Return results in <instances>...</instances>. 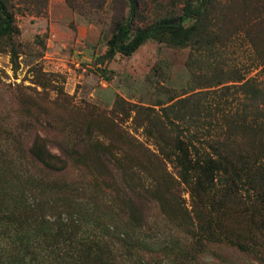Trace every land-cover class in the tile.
Listing matches in <instances>:
<instances>
[{
  "label": "rangeland",
  "instance_id": "374dc122",
  "mask_svg": "<svg viewBox=\"0 0 264 264\" xmlns=\"http://www.w3.org/2000/svg\"><path fill=\"white\" fill-rule=\"evenodd\" d=\"M219 1L224 5L228 0ZM229 1L238 34L221 50L223 67L263 84V66H257L259 54L250 41L264 53V0ZM9 2L20 35L14 48L0 41V135L22 134L26 149L36 135L42 137L50 154L67 161L63 179L89 186L77 193L79 209H97L96 216H104L112 201H120L124 220L113 230L128 231L127 225L135 233V245H141L132 250L133 258L127 250L113 248L120 264H181L179 255L168 256L167 251L179 244L188 249L183 243L191 224L186 212L192 216L194 200L177 170L161 156L149 133L148 115L161 117L170 99L197 86L193 75L200 73L188 65L194 49L188 43L151 39L131 56L118 52L105 58L117 24L130 17L126 0ZM140 2L130 37L158 19L179 21L185 7L174 0ZM190 26V20L181 25ZM79 154H85V165L79 164ZM153 192L163 195V207ZM77 211L75 219L86 227L89 217ZM134 213L140 217L137 226L127 219ZM230 223L235 232L243 224L238 217ZM189 252L190 264H264L227 245Z\"/></svg>",
  "mask_w": 264,
  "mask_h": 264
},
{
  "label": "trees",
  "instance_id": "16d2710c",
  "mask_svg": "<svg viewBox=\"0 0 264 264\" xmlns=\"http://www.w3.org/2000/svg\"><path fill=\"white\" fill-rule=\"evenodd\" d=\"M174 1L185 4L179 21L158 19L130 37L141 2L126 0L130 17L117 24L105 56H131L151 39L188 43L194 49L188 65L200 73L193 75L197 86L184 93L186 97L170 99L161 117L148 115L149 133L160 145L161 156L177 170L194 200L192 216L185 211L191 222L183 241L188 249L179 244L178 249L168 248V256L179 255L181 264H190L189 249L203 253L210 246L227 245L263 263L264 82L223 67L221 50L238 34L231 1ZM188 20L189 32L176 41L174 30ZM19 35L9 0H0V41L14 48ZM250 42L259 54L257 66L264 71L262 47ZM10 52L15 62V49ZM25 142L22 134L0 135V264H120L117 251L112 255L118 246L133 258L132 250L141 247L133 242L135 233L127 225L128 231L113 230L124 220L120 201H112L104 216H96L97 209H79L77 193L89 191V186L63 179L67 161L50 154L42 137L36 135L29 149L23 148ZM64 157L69 158L67 153ZM78 160L85 165V154ZM162 196L154 197L163 207ZM76 210L89 217L86 227L75 219ZM128 217L137 226L140 217ZM231 217L242 219L238 232L233 231Z\"/></svg>",
  "mask_w": 264,
  "mask_h": 264
},
{
  "label": "water",
  "instance_id": "95a60500",
  "mask_svg": "<svg viewBox=\"0 0 264 264\" xmlns=\"http://www.w3.org/2000/svg\"><path fill=\"white\" fill-rule=\"evenodd\" d=\"M198 19V17L195 18V20ZM190 30V27H186V28H182L176 32H174L172 35H173V38L176 40V41H179L181 39H183L187 33L189 32Z\"/></svg>",
  "mask_w": 264,
  "mask_h": 264
}]
</instances>
